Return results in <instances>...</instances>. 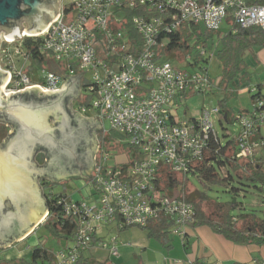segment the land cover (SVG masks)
<instances>
[{"label":"built area","instance_id":"built-area-1","mask_svg":"<svg viewBox=\"0 0 264 264\" xmlns=\"http://www.w3.org/2000/svg\"><path fill=\"white\" fill-rule=\"evenodd\" d=\"M59 14L41 34L24 33L14 41L6 40L5 32L0 34V69L10 73L8 93L35 86L54 92L66 83L50 65L42 69L41 83H32L25 68L16 66L11 46L27 62L31 58L23 48L25 40L40 39L41 51L52 56L53 64L66 62L67 72L60 69L61 73L73 77L84 73L82 89L91 96L79 104L78 111L73 105L72 111L93 115L102 124L108 122L137 155L129 167H110L111 154L98 148L90 180L98 199L89 203L66 196L60 200L64 215L76 221L78 230L72 245L54 254V264H77L81 254L94 247L118 257L116 238L96 242L101 230L107 226L143 228L160 216L168 218L172 233L185 240L188 226L195 222V206L159 188L160 178L168 171L187 177L197 172L212 145L221 143L214 117L221 116L223 121L225 114L215 108L202 111L198 118L176 116L190 95H209L218 88L209 67L204 66L215 59L216 48L194 41L187 52L192 71L175 67L160 56L159 48L192 23L214 32L220 31L224 21H230L232 29L264 30V4L250 5L244 0H60ZM70 14L72 19L66 23ZM252 92L253 109L234 118L239 126L237 158L254 161L264 150V93L257 87Z\"/></svg>","mask_w":264,"mask_h":264},{"label":"trees","instance_id":"trees-1","mask_svg":"<svg viewBox=\"0 0 264 264\" xmlns=\"http://www.w3.org/2000/svg\"><path fill=\"white\" fill-rule=\"evenodd\" d=\"M244 1L250 5L264 4V0ZM228 23H230V21H228ZM234 27L235 25L233 28ZM216 34L218 35L220 46L216 47L215 59H218L221 64L222 77L218 82H215L218 88L226 91L239 88L246 84L251 78L245 55L249 53L253 57L258 58V53L264 51V30L260 27H251L249 29L235 27V29L221 36L220 31H204L201 25L193 23L187 24L181 28L178 33L169 36L166 44L159 48V54L169 60L170 58H175V54L178 52L191 51L192 48L189 44L190 40H195L197 44H202L204 47L209 48L212 45H210V41H214ZM134 37L139 38L137 33H134ZM41 42L42 40L40 39L36 41L28 38L23 44V48L30 55V58L39 65L45 64L46 56L50 55L41 51ZM203 61L208 63V59H203ZM26 73L30 76L31 70H26ZM255 87H257L259 91H262V85L258 84ZM250 92L253 94V101L255 95L252 89ZM227 96L228 95H226V98ZM20 97H25L26 100H45V98L40 99L35 95L28 94ZM226 98L221 102V106L223 113L227 114V123L231 124L233 121L230 116V111L227 108ZM242 112L245 113L247 111ZM13 133L11 135H13ZM11 135H9L8 129H0V140L3 141ZM228 136L229 135L221 136V143L219 145H212L210 153L205 157L204 162L197 167V172H194L193 175L205 183L231 186L236 182L241 187H253L264 194V150L254 161L238 159L236 137L229 139ZM125 139L124 136L113 131L102 136L104 148L107 146V142H119L121 143H118L119 146L130 153L132 158H129L126 164L119 165L122 168L129 167L137 155L136 149L133 146L124 143ZM119 146H117V148H119ZM38 152L45 153L44 155H40L38 159L39 162H43L45 160V155L49 153L41 149ZM56 184V182H51L45 178L41 181L43 195L46 200V208L49 212L47 221L43 223L42 226L46 228L54 239L59 242H67V247H69L74 241L78 226L73 218H67L64 215L60 200L67 195L65 193H55L54 186ZM62 184L64 185L66 182ZM159 188L170 193H176L179 197L195 206V222L189 225L188 228L206 226L212 229L216 234L223 236L233 243L264 247V219L260 218L255 213L235 214V211L240 207L236 197L239 196L240 191L245 192V189L231 187L230 192L233 196L231 201L224 203L215 202L206 193L193 189L189 184L187 175L170 173L169 171L160 178ZM234 200H236L235 203ZM172 226L173 224L168 218L160 216L150 221L143 229L148 231V236L150 238L159 241L162 246L169 249L171 248V238L169 234L171 233ZM129 228L133 227H125L123 230ZM97 241L99 242L100 240H96V242ZM54 261V253L40 243L32 249L30 259L2 260L0 264H54ZM77 264L112 263L110 259L105 261L97 260L86 252L81 254ZM192 264L202 263L195 261Z\"/></svg>","mask_w":264,"mask_h":264},{"label":"water","instance_id":"water-1","mask_svg":"<svg viewBox=\"0 0 264 264\" xmlns=\"http://www.w3.org/2000/svg\"><path fill=\"white\" fill-rule=\"evenodd\" d=\"M59 11L60 0H0V34L5 32L8 41L19 39L24 33L41 34L59 18ZM83 74L67 76L61 90L43 91L35 86L7 96L4 88L10 80V73L0 69V123L11 126L9 135L14 132L0 145V241H4L12 227L21 236L11 243L0 244V248L20 241L48 216L39 178L57 183L75 177L91 179L95 164L86 171L75 170L70 176L54 177L48 168L39 167L34 160L40 149L46 150L50 156L56 154L58 159H77L80 134L73 125L74 118L80 119L84 124L81 133L92 137L98 148L96 135L103 133L100 122L72 111V103L81 92ZM25 94L40 99L53 97L43 101L26 100L20 97ZM50 118L55 119L54 124ZM224 119L227 120V114Z\"/></svg>","mask_w":264,"mask_h":264},{"label":"rangeland","instance_id":"rangeland-1","mask_svg":"<svg viewBox=\"0 0 264 264\" xmlns=\"http://www.w3.org/2000/svg\"><path fill=\"white\" fill-rule=\"evenodd\" d=\"M72 19V14L67 16L66 23H69ZM232 30V26L228 25L227 21H224L223 24L221 25L220 33L221 36L225 35L229 31ZM216 37L214 40H218V35H215ZM195 40H190L189 44L191 47H193ZM210 41V45H211ZM217 44L220 43L217 42ZM11 51L12 54L15 56L13 59L15 61L16 66L19 68L24 67L25 70H31V75L29 76L31 79L32 83H41V71L43 68H48L51 61H52V56L47 55L46 56V62L43 65L37 64L34 60L30 59L27 62H25V59L20 58L16 56L15 53V46H11ZM195 51V50H194ZM175 67L181 70H194V68L190 65L193 64V61L187 59V52L182 51L178 52L175 54V58H170L169 59ZM245 60L246 63L248 64L249 67V73L250 79L246 84L239 88H233L232 90L226 91L224 89L217 88L214 93L205 95V94H196V95H190L187 100H185L182 104H180L179 110L176 112V116L179 119H189V118H198L202 111L208 110L212 111L215 108H221V102L224 101V99L227 96L226 104L227 108L230 111V116L233 121V123L229 124L227 121L224 119L222 122L221 121V116L214 117V127L216 131L221 135H229L228 138L232 139L237 136L239 133V126L237 124H234V117L235 115H238L242 111H247L249 112L250 110L253 109V101H252V93L250 92L253 87L256 85L260 84L262 85L261 90L262 93H264V64L260 63L258 58L253 57L249 53L245 55ZM58 68L63 70L65 73L66 71V62H58L56 64ZM56 66L53 65V69H56ZM205 67H209V75L212 78L213 81L218 82V80L221 79L222 77V67L218 59H213L209 64H204ZM57 68V69H58ZM86 79L90 80L91 76L90 74H86ZM7 91V89H6ZM5 94L8 93L4 92ZM9 94V93H8ZM88 96L90 97L91 94H89L88 90L82 89L80 93V97H77V100L73 101L72 106L74 105L75 111H78L79 104L85 103ZM87 97V98H86ZM246 113V112H245ZM51 124L55 123L54 118H50ZM103 133L104 134H109L112 132L111 127L108 122L103 123ZM8 129V131H11V127H7L5 123H0V129ZM103 133L99 134L97 133L96 139L98 142V148L103 147V141H102V136ZM100 135V136H99ZM98 136V138H97ZM7 139V138H6ZM5 140V139H4ZM4 140H0V145L4 142ZM119 143V142H118ZM117 142H107V146L105 148L109 151L111 154L110 160L107 162L108 166L114 167V166H119L123 163H126L129 161V158L131 159L130 153L127 151L123 150L121 146H119ZM119 146V148H117ZM117 148V149H116ZM95 157L97 158L98 155L97 153L95 154ZM42 164L44 162H41ZM95 172V170H94ZM92 171V174H94ZM78 178H71L65 180L66 184H60L57 183L54 186V192L59 194V193H65L67 196H69L71 199L74 201H86V202H95L96 199H98V195H95L93 198L89 197V189L85 185V183H82L81 181L77 180ZM188 181L189 184L192 186L193 189H196L200 192L206 193L212 200L215 202H228L231 201L233 196L232 193L230 192L231 187H237V188H242L243 190L245 189V192L240 191L239 196L236 197L237 202L239 203L240 207L238 210L235 211L236 215L239 214H244V213H255L258 215L260 218L264 219V194L260 193L258 190H256L253 187L249 188H244L241 187L238 183H233L231 186H220V185H213L210 183H205L198 179L194 175H189L188 176ZM38 184L41 187L40 184V179H38ZM191 188V187H190ZM192 190V189H191ZM44 197V196H43ZM92 199V200H91ZM47 221V217L44 219V221L37 226V228L34 230V234L28 238V240L24 243L23 245L22 241L14 242L12 243L9 247L6 248H0V261L2 260H17V259H30L32 249L36 246V244L42 243L44 247L52 251L54 254L57 253L59 250L65 248L68 246L67 242H59L58 240L54 239L51 234L42 226L43 223ZM112 226H107L103 229H106L107 231L111 230ZM35 228V227H34ZM133 230H141L142 229H137V228H131L128 229L126 232L129 233ZM172 242H173V249L171 250V255H172V260L179 259V257L183 258L184 257V249L181 243V238L180 237H175L171 233L169 234ZM112 238H117L119 239V236L117 234V231H112L109 233V235H106V239L110 240ZM120 241V239H119ZM131 240L127 242V244L130 243ZM153 244H157V241L154 239ZM25 247V248H24ZM22 248L25 250L24 251V257L15 256L17 255L16 253H19L20 251L22 252ZM97 249H101L100 251L104 250L99 247H95ZM131 253L132 255L129 256L130 258H122L120 257H112L110 252L107 254H104L105 252H100L95 255V258L100 261H105L107 259H110L112 264H151L149 260L143 259L142 255L143 252L140 250H136L135 244L131 247ZM20 254V253H19ZM159 255L156 256V261L159 263H164L165 257L158 253ZM142 256V257H141ZM151 259V258H150Z\"/></svg>","mask_w":264,"mask_h":264},{"label":"crops","instance_id":"crops-1","mask_svg":"<svg viewBox=\"0 0 264 264\" xmlns=\"http://www.w3.org/2000/svg\"><path fill=\"white\" fill-rule=\"evenodd\" d=\"M202 29H203V26H202ZM203 30L205 31V29ZM217 42H219V38L217 41L214 40L211 43L212 45L209 48H211L212 46H214V48L219 46ZM258 60L260 61V63L264 64V51H260L258 53ZM53 65L55 64L51 62L50 63L51 69L57 72L58 74H60L61 76L65 77V81H66V77L69 75L65 73H61L60 68H58L56 65H55L56 69H53L52 67ZM81 91H82V83H81ZM79 97L80 95L78 96V98ZM78 114L81 115L80 113ZM81 116L87 119L97 120L102 125V122L93 115L92 116L91 115L90 116L81 115ZM126 163H123V164H126ZM91 178H92V175H91ZM77 180L81 181L82 183H85V185L89 189V197L93 198L95 196L94 195L95 192L90 187L91 179L88 180V178H78ZM63 182H65V180L61 181L60 183H63ZM36 228L37 227H35L26 237L20 240L23 242V245H25L24 243L28 240V238H30L34 234V230ZM133 228L142 229V231L133 230L127 233L126 231L128 229L123 230V229H118L115 226H112L111 230L109 231L105 229L104 230L105 232L101 233L103 231L101 230L99 234L97 235V239L100 241H110L111 239L110 240L106 239V235H109V233L112 231H117V234L120 239L119 241V239L116 238V241L119 247L118 257L122 256V258H125V259L130 258L129 256L132 255L131 247L133 246V244H135L136 250H140L141 252H143V255H142L143 257L142 256L141 257L145 259L146 261L149 260L151 264H162L156 261V256L159 255L158 253L162 254L165 257L163 264H192L195 261H199L202 264H264V247H259L257 245H241V244L233 243L227 240L226 238H224L223 236L216 234L212 229L206 226H199L196 228L187 229L186 231L187 236L185 240H183L180 237L181 243L184 249V257L183 258L179 257V259H175V260L171 259L172 255L171 253H169L174 248L172 239L170 243L171 248L167 249L166 247L162 246L160 242L157 240H156L157 244H153L152 241L154 239L148 236L147 230L143 229L142 227H133ZM170 232L173 236H175L172 233V229ZM175 237H179V236H175ZM129 240L131 241L129 244H127ZM39 244H36V245H39ZM22 250H23L22 252L21 251L19 252L20 254L16 253L17 255L15 256L20 255L21 257H24L23 255H24L25 250L23 248ZM100 250L101 249H97L94 247L88 252V254L95 257L97 253L104 251L105 252L104 254L108 255L107 251L105 250L100 251Z\"/></svg>","mask_w":264,"mask_h":264},{"label":"flooded vegetation","instance_id":"flooded-vegetation-1","mask_svg":"<svg viewBox=\"0 0 264 264\" xmlns=\"http://www.w3.org/2000/svg\"><path fill=\"white\" fill-rule=\"evenodd\" d=\"M37 97V96H36ZM53 96H47V98H52ZM68 110L71 112L70 108L68 107ZM76 128L79 129L78 134H80L79 138V145H78V157L77 159H69L67 157H62L58 159V156L55 154L53 156L45 155L44 163L38 161L40 155H44V152H37L35 155L34 160L38 164L39 167H46L48 168L54 177L61 176V175H67L70 176V173L76 171H86L90 168H92L95 164V154H96V145L94 144L93 138L85 136V134H82L81 131L83 130V123L80 121V119L74 118V124ZM100 136V135H99ZM98 138V136H97ZM69 174V175H68ZM40 184L41 181L44 178H39ZM48 180L47 178H45ZM50 181V180H49ZM42 188V186H41ZM18 231L15 229V227H12L10 231H8L4 237V241L0 244H8L13 242L14 240L21 238L20 235H18Z\"/></svg>","mask_w":264,"mask_h":264},{"label":"bare ground","instance_id":"bare-ground-1","mask_svg":"<svg viewBox=\"0 0 264 264\" xmlns=\"http://www.w3.org/2000/svg\"><path fill=\"white\" fill-rule=\"evenodd\" d=\"M25 34H26V33H25ZM7 84H8V83H7ZM6 86H7V85H6ZM6 86H5V88H4V92H7V91H6ZM7 96H9L8 93H7ZM46 217H47V216H45L44 219H45ZM44 219H43L39 224H41V223L44 221ZM39 224H38V225H39Z\"/></svg>","mask_w":264,"mask_h":264}]
</instances>
